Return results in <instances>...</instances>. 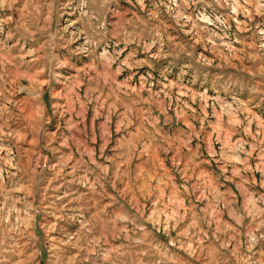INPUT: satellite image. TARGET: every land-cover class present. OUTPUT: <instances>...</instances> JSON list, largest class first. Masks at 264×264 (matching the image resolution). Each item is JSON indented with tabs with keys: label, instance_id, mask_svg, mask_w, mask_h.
Masks as SVG:
<instances>
[{
	"label": "rangeland",
	"instance_id": "obj_1",
	"mask_svg": "<svg viewBox=\"0 0 264 264\" xmlns=\"http://www.w3.org/2000/svg\"><path fill=\"white\" fill-rule=\"evenodd\" d=\"M0 264H264V0H0Z\"/></svg>",
	"mask_w": 264,
	"mask_h": 264
}]
</instances>
